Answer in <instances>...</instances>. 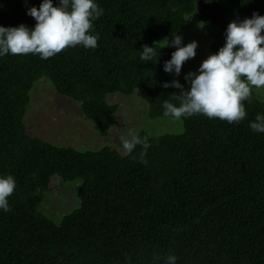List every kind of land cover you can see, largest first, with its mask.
Here are the masks:
<instances>
[{"label":"trees","instance_id":"1","mask_svg":"<svg viewBox=\"0 0 264 264\" xmlns=\"http://www.w3.org/2000/svg\"><path fill=\"white\" fill-rule=\"evenodd\" d=\"M40 3L0 0V25L34 26L26 9ZM97 3L105 10L93 21L97 48L0 58V175L16 181L11 210L0 211V264H152L154 254L176 255L177 264H264V133L249 128L264 114V88H253L239 124L194 115L180 132L140 131L150 145L146 165L110 145L81 150L30 136L24 122L42 78L79 102L102 135L118 120L111 93L138 90L148 118L163 117L166 99L180 103V89L163 83L178 79L187 89L189 70H163L174 47L160 49L159 63H141L138 50L182 34L195 15L211 38L205 52L214 53L228 23L264 15V0ZM54 176L77 184L78 203L59 218L41 205Z\"/></svg>","mask_w":264,"mask_h":264},{"label":"clouds","instance_id":"2","mask_svg":"<svg viewBox=\"0 0 264 264\" xmlns=\"http://www.w3.org/2000/svg\"><path fill=\"white\" fill-rule=\"evenodd\" d=\"M211 2V0H207ZM104 9L97 0H41L39 6L27 7L26 14L36 21L34 26L23 23L17 26L0 25V58L7 55H38L47 60L66 48L82 46L85 49L98 47L99 34H93V21L98 20ZM204 27V23L199 25ZM224 44L211 53L196 71L185 74L187 89L178 79L164 82L163 87L180 89V103L167 99L163 102V117L181 121L194 115L218 118L229 124H239L246 116L245 101L250 102L253 88H264V15L253 12L251 17L230 21L224 32ZM162 42V43H157ZM174 47L171 58L164 61L163 70L179 77L183 64L196 56L198 42L183 43L179 34H173L144 44L139 52L141 63H159L160 49ZM249 128L264 133V114L257 113ZM120 146L125 155L134 161L147 164L149 142L147 137L129 133L120 137ZM141 151L134 155L137 147ZM16 188L12 175H0V211L9 212V197ZM173 254H154L152 264H177Z\"/></svg>","mask_w":264,"mask_h":264},{"label":"rangeland","instance_id":"3","mask_svg":"<svg viewBox=\"0 0 264 264\" xmlns=\"http://www.w3.org/2000/svg\"><path fill=\"white\" fill-rule=\"evenodd\" d=\"M200 24L195 15L188 16L187 28L180 34L185 44L192 40L198 42L196 56L183 64L181 72L196 71L209 55L205 50L211 38L206 34L204 27L199 26ZM171 38L168 37L169 40ZM108 101L119 105L118 120L117 124L109 129L108 135H102L95 129L94 122L84 117L79 102L59 94L42 78L31 91V102L24 117L27 133L57 145H70L81 150H98L104 145H110L124 153L120 146L122 135L126 137L129 133L137 135L140 131L160 135L180 132L183 129L182 120L148 118L147 103L138 90L130 95L111 93L108 95ZM76 185L64 183L59 176L52 177L49 183L50 191L41 204L43 210L59 218L74 207L78 203Z\"/></svg>","mask_w":264,"mask_h":264},{"label":"bare ground","instance_id":"4","mask_svg":"<svg viewBox=\"0 0 264 264\" xmlns=\"http://www.w3.org/2000/svg\"><path fill=\"white\" fill-rule=\"evenodd\" d=\"M60 188V187H59ZM64 189V188H63Z\"/></svg>","mask_w":264,"mask_h":264}]
</instances>
